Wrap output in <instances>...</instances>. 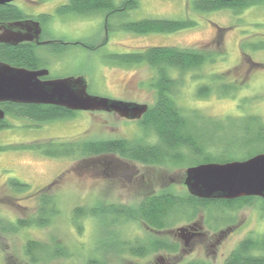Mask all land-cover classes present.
Segmentation results:
<instances>
[{"label":"rangeland","instance_id":"obj_1","mask_svg":"<svg viewBox=\"0 0 264 264\" xmlns=\"http://www.w3.org/2000/svg\"><path fill=\"white\" fill-rule=\"evenodd\" d=\"M123 1L114 0L117 5ZM196 1L139 0L137 9L121 12L119 16H107L105 12L58 15L57 9L70 0H19L16 7L26 18L51 16L43 22L46 39L69 44L57 49L59 54L46 48L35 50L40 59H47L45 65L51 70V77H83L88 83V93L104 99L149 107L157 100V91L151 86L156 71L146 64L116 63L112 58L115 55L136 53L148 47L215 52V62L201 69L183 74L172 72L179 83L173 98L187 113L218 120L197 122L199 134L209 137L220 134L224 139H232L234 133L247 130L242 121L245 116L264 120V50L255 51L252 47L264 43V1L240 13L196 12ZM153 19L192 20L196 26L178 33L145 36L121 29L124 24ZM86 46L97 48L91 50ZM225 82L236 84L241 90L226 95L222 90ZM205 85L212 87L213 92L200 98L198 91ZM138 122L106 112H78L74 117L45 124L14 116L5 118L9 129L0 131V147H8L0 152V264H27L25 248L29 241L45 245L49 254L54 249L55 255L64 253L58 257L51 254L50 260L40 264H225L244 240L264 239L261 198L242 208L213 203L208 208H198L193 215L188 209L180 210L166 220L169 227L165 231H154L143 220H128L123 215L100 213L97 218L91 215L75 218V210L81 207L116 205L138 213L147 194H158L169 187L176 188L178 195L184 194L186 170L198 166L191 161L171 171L118 162L116 156H109L105 162L114 164L105 163L108 168L101 165L93 169L84 156L52 158L31 148L15 149L40 143L49 151H59L85 142L135 141L145 138ZM149 141L155 144L154 138ZM119 164L120 168L113 169V165ZM13 180L28 185L29 189L17 191L11 184ZM41 192H46L58 209L52 223L43 228L3 231L18 220L37 217ZM188 226L196 228L203 237L187 243L177 236L181 234L178 229L187 230ZM149 239L166 241L176 247L175 252L160 249L139 256L137 253H143L141 248Z\"/></svg>","mask_w":264,"mask_h":264},{"label":"trees","instance_id":"obj_2","mask_svg":"<svg viewBox=\"0 0 264 264\" xmlns=\"http://www.w3.org/2000/svg\"><path fill=\"white\" fill-rule=\"evenodd\" d=\"M258 3H262V1L245 0L244 3L242 1L237 3L228 0H197L194 4V10L207 13L231 10L240 13ZM138 7L139 0H124L121 5L115 4L114 0H70L67 5L58 8L57 13L60 16L68 14L86 16L105 12L107 16H113L114 14L119 16L121 12L132 11ZM50 17L44 16L39 19L44 22ZM25 18L24 13L17 7L0 6V22L21 21ZM108 22L106 23L108 24ZM107 26L106 31L109 33L111 29L109 25ZM195 26L196 23L192 20L153 19L124 24L121 25V29L128 33L145 36L178 33ZM107 41L108 36L104 42ZM86 47L91 50L97 48ZM252 47L255 51H261L264 50V43ZM35 56L31 48L19 49L11 53L0 48L1 60L18 67L34 68L35 62H37ZM216 57L215 52H210L207 49H182L177 47H148L140 52L112 57L116 63L127 65L146 64L156 71L155 80L151 84L157 91L156 103L149 107V111L138 122L145 134L143 139L85 142L72 144L70 148L59 151H49L46 146H42L43 144L40 143L28 147L25 145L15 146V149L31 148L34 151H39L44 156L52 158L72 155L84 156V158L87 157L86 159H88L93 169H98L101 165H104L105 169L108 168L111 163L105 162L106 158L116 156L117 159L122 161L133 162L144 167L165 168L171 171L182 168L188 161H191L194 165L223 164L239 161L240 159L244 161L262 154L264 153V120L261 118L245 116L242 121L245 123L247 130L244 133H234L232 139H224L220 134L218 137H214L215 135L209 137V135H202L197 132V122L208 121L211 123L218 120L197 113H191V115L185 109L179 107L173 98V91L179 83L171 75L172 72L177 71L183 74L201 69L208 63L215 62ZM235 85L233 83L229 85L225 82L222 85V90L226 95L234 94L241 90L239 86ZM212 92L213 88L205 85L198 91V96L207 98ZM3 109L7 116L30 120L37 124L67 119L76 116L78 113L61 107L39 105L6 104L3 105ZM5 129H9V125L5 121H0V131ZM151 137L155 139V144L150 143ZM7 148L0 147V152L8 150ZM105 163L110 164L107 166ZM112 167L113 169L120 168V164ZM11 184L19 192L29 189L28 185L19 181L13 180ZM45 193L41 192L39 198L40 210L34 220H18L16 224H9V226L4 227L3 231L11 232L13 230L14 232L23 227H48L52 223L53 217L58 213V209L52 198ZM178 194L177 189L172 187L158 194H147L138 213L129 209L130 207L116 205L93 207L91 209L81 207L75 210V218H85L87 215L97 218L102 213H109L111 216L116 215L118 217L123 215L128 220H143L154 231H165L169 227L166 220L177 215L180 210L188 209L193 215L196 214L198 208L199 210L205 207L208 208L213 203H221L229 208L239 205V208H242L255 200V198H244L237 201L200 200L192 197L187 188L184 189V194ZM141 249L143 253H137L131 248L132 252L139 254V256H145L153 250L158 251L160 249L173 253L176 247H172L166 241L149 239V242L144 243ZM25 251L27 264H40L45 259L50 260L51 254L52 257L64 254L61 251L55 255V249L49 254V249L36 241H29L26 244ZM254 252H262L263 254L257 256ZM225 264H264V239L257 240L250 237L244 240Z\"/></svg>","mask_w":264,"mask_h":264},{"label":"water","instance_id":"obj_3","mask_svg":"<svg viewBox=\"0 0 264 264\" xmlns=\"http://www.w3.org/2000/svg\"><path fill=\"white\" fill-rule=\"evenodd\" d=\"M19 0H0V6ZM232 1V0H228ZM264 1V0H260ZM42 27L33 20H21L5 27L0 42L17 46L39 40ZM50 71L16 68L0 64V104L47 105L71 112H106L128 121H141L148 105L114 101L92 96L83 77L42 80ZM6 113L0 108V121ZM184 184L192 197L200 200L237 201L244 198L264 200V153L244 161L209 163L186 170ZM184 234L185 228L178 229Z\"/></svg>","mask_w":264,"mask_h":264},{"label":"flooded vegetation","instance_id":"obj_4","mask_svg":"<svg viewBox=\"0 0 264 264\" xmlns=\"http://www.w3.org/2000/svg\"><path fill=\"white\" fill-rule=\"evenodd\" d=\"M245 2V0H232L230 2ZM16 3H13L11 5H7V6H14L16 7ZM23 20H33V21H36V22H39L41 24V27H42V34L37 41H34V42H25V43H21L17 46H14L12 44H8L6 42H0V48L2 49H5L6 51H9V53L11 52H14V51H18L19 49L23 50L24 48H31L32 52L34 51V55H36L35 53V50L37 49H43V48H46V49H50L51 53H58L57 49H60V47H63V46H67L69 45L68 43L64 42V41H59V40H50V39H46V33H45V30H44V27H43V22H41V20L38 18V19H34V18H25ZM40 20V21H39ZM20 21V20H19ZM14 22H17V21H1L0 22V36L1 34H4L5 32V27L10 24V23H14ZM55 51V52H54ZM59 54V53H58ZM35 67L34 68H26V67H18V66H15V65H12L6 61H3L1 60L0 58V64L1 63H4V64H9L13 67H16V68H25V69H28V70H33V71H36V70H43V69H47L50 71V76L49 77H45V78H42V80H49V79H56V78H52L51 77V70L46 67L45 63H47V59H40L37 55L35 56ZM6 104H13V103H2L0 104V108L3 109V105H6ZM18 105H23V104H18ZM39 106H47V105H39ZM4 110V109H3ZM6 113V112H5ZM6 117H7V114H6ZM121 161L123 162L122 160L118 159V162ZM110 165L114 164V162L110 161ZM186 229V228H185ZM177 236H182L181 238H185V240H187V243L191 240V239H195V238H201L203 237V235H200L198 232H197V229L194 228V227H190L188 226L187 227V230H185V233L184 234H178Z\"/></svg>","mask_w":264,"mask_h":264}]
</instances>
